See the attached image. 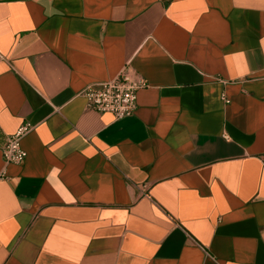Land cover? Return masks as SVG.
I'll use <instances>...</instances> for the list:
<instances>
[{"label":"crops","instance_id":"1","mask_svg":"<svg viewBox=\"0 0 264 264\" xmlns=\"http://www.w3.org/2000/svg\"><path fill=\"white\" fill-rule=\"evenodd\" d=\"M125 66L135 113L87 109ZM25 122L0 264H264V0H0V148Z\"/></svg>","mask_w":264,"mask_h":264},{"label":"built area","instance_id":"2","mask_svg":"<svg viewBox=\"0 0 264 264\" xmlns=\"http://www.w3.org/2000/svg\"><path fill=\"white\" fill-rule=\"evenodd\" d=\"M147 86L145 80L130 73L125 66L114 78L91 84L83 88L80 96L85 100L86 108L98 114L110 113L114 119L121 120L132 116L137 110V93ZM222 101H229L224 94ZM33 125L22 123L11 135H4L1 156L5 164L20 165L26 158L21 147L22 139L32 131Z\"/></svg>","mask_w":264,"mask_h":264}]
</instances>
